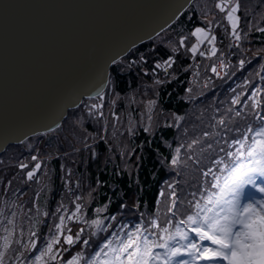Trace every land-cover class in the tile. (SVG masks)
<instances>
[{
    "label": "trees",
    "instance_id": "obj_1",
    "mask_svg": "<svg viewBox=\"0 0 264 264\" xmlns=\"http://www.w3.org/2000/svg\"><path fill=\"white\" fill-rule=\"evenodd\" d=\"M236 1L239 5L236 14L239 17L237 29L240 33V43L238 45L230 44V49L227 47L224 51L225 53L230 52L235 60L238 58L244 60L246 56L252 57L251 53L254 52L259 53V56L254 57H260V59H257L258 62L249 59L251 60L249 63H253L251 65H247L248 60H244L239 68L237 66L232 67L227 73L218 76V79L209 88L197 89L195 94L187 93L191 84L193 68V66H189V62L192 57L195 58L194 54L188 50L193 39L191 30L196 25L203 24L205 20V16L197 14L190 5L164 31L170 35L169 40H176V46H181V49L173 55L175 61L171 63V68L169 66L167 71L163 70L164 62L173 52L169 45L158 38L161 33L131 49L110 67L108 86L114 92L121 96L130 93L131 95L132 93L143 94V92L151 90L150 87H153L152 94L149 96L152 97L159 111L166 116L174 114L184 118L183 129L178 132L180 126L174 127L166 119L151 132H146L141 128L132 130L131 133L127 130L126 140L130 147L127 146V150L123 153L124 159H120L121 156L114 158L110 157L108 153L103 154L106 147L101 140L87 147L86 152L83 150L78 156L76 155L74 161L76 165L73 171L78 179L80 178L77 187L86 190V185L87 189L90 186V192L86 195L88 201L85 204L86 211L83 217L85 220L81 221L83 218L75 215L67 221V223H73V226L70 224L68 231L63 235L70 234L75 239L76 233H79V239L73 245H68L67 251L59 252V254H64L61 257L62 260L77 253H82L86 259L89 258L99 246L100 240L107 234L105 230L107 231V228L111 224L113 225L115 220L129 224L138 219L147 221L150 215L156 211V202L162 184L172 177H174L175 192L177 190V192L183 193L186 186L182 185L180 164L177 171L169 167L173 150L177 145H185L184 142H188L190 138H201L210 143L217 142L222 146L225 143L224 140L229 138L232 132H235L232 134L234 137L238 130V134H240V130L243 131V134L246 133L247 125L255 129L264 124V0ZM215 38L220 43L224 35L216 34ZM258 63L262 76L259 74L260 71L256 73L253 68V65ZM210 72L211 69L208 70V73ZM257 85H260L258 96L252 97L251 91ZM206 93L207 95H205ZM208 96L214 97L213 107L211 112L204 113L200 111L203 104L199 102ZM125 98L127 97L125 96ZM234 100L238 102L234 104ZM228 105L232 106V112L228 118L230 119L229 124L224 119L227 116L219 113L221 107ZM70 110H68L67 115ZM190 110L192 113L189 112ZM237 112L240 113L239 116L236 115ZM214 120H218V122L216 123ZM220 120H223L224 124H220ZM64 121L65 118L54 130L34 135L35 137L26 140L47 137L46 140L55 141L56 131L65 128ZM206 132L208 133L207 136L204 135ZM248 136L251 137V133H248ZM24 142L10 144L0 154V156L5 155L8 150L13 148L17 158L7 156L4 158V161H8L7 164H0V202L3 201L6 193L18 191L26 184L25 182L29 179L28 172L35 169L34 173H37L39 170L36 169L38 164L36 163L29 170L24 169L21 174L12 176L16 173V169L21 167L20 156L26 153V148L23 147ZM182 149L185 150V147ZM10 159L14 161L11 162ZM48 164L52 174L50 194H42L43 197H40L41 200L45 201L43 203L45 205H49L50 195L53 194L55 197V192L59 193L62 186L69 190V193H66L64 197H71L72 191V188L68 187V184H65V181L60 178L64 175L66 168L61 167L60 159L53 157ZM217 172H219L218 168ZM257 179L260 180V178ZM200 183L197 181V185ZM57 185L58 190H55L54 187ZM179 198L177 195V199ZM50 210V208L47 209V214ZM172 214L174 215V212ZM96 216L101 217L102 224L95 229L91 228V225L84 228L85 223ZM44 218L35 230L37 240L35 250L37 251L42 249L40 247L43 243L46 244L54 235L53 225L50 223L48 225ZM26 220L28 219L23 218L22 222ZM30 222L32 221L27 222V224L23 223L22 229L29 225L32 232L29 231L25 235L21 233L23 237L20 238V243H14V246L12 245L6 250L7 264H26L33 257L31 252L34 249L31 250L26 247L34 230ZM18 233L16 232V234ZM85 240L89 242L87 245L83 243ZM48 264H56V262L49 261Z\"/></svg>",
    "mask_w": 264,
    "mask_h": 264
},
{
    "label": "rangeland",
    "instance_id": "obj_2",
    "mask_svg": "<svg viewBox=\"0 0 264 264\" xmlns=\"http://www.w3.org/2000/svg\"><path fill=\"white\" fill-rule=\"evenodd\" d=\"M218 3L224 4V11H221L216 7ZM235 4H237L236 0H193V2L190 4V6H192L191 9H194L197 14L205 16L204 23L196 25L191 30V33H193L196 28H203L206 32H208L209 37H216V34H223L224 38H222L220 43L215 38V40L211 44L208 43L207 40H205L204 43L198 45L196 53L197 55L194 54L195 58H191L189 66H193L195 64L198 68L200 67V75H197L196 73L193 74L197 75L200 81H204L203 84H201L197 83V81L194 82L191 79L194 85L190 84L189 89H187V93L195 94L197 93V89L203 90L205 88H209L210 85L212 86L213 82L218 79V76H220L221 73L218 71H212L208 73L211 65L214 64L216 60L223 61L224 59L229 62L230 67L228 70H230L235 66L239 68L241 61L248 60L247 65H251L253 64L249 63L251 62V60L254 62V60L257 61V59H260V57H254L259 53L250 52L251 55H253L252 57L246 56L247 58L244 57V60L239 58L235 60L234 57L231 56L229 51V53H225L224 51L227 47V49H230V44L238 45L240 43V39H237L236 35L233 34L232 26L227 20V13L230 10V7ZM185 11L186 10H184V12ZM164 31L161 32L158 38L164 41L163 43L171 47V51L173 53L170 56V58L172 59L169 60L174 62L175 56L173 55L181 49V46H176V40H169L168 38L170 37V35H168V33ZM236 33L240 36L238 29H236ZM196 44L197 38L193 36V39L188 46V50L190 51L193 45ZM213 49L215 50V54H213ZM200 52H203L204 55H200ZM169 66L171 68L172 64H169ZM219 66H221L219 68H222V65ZM259 67V63L257 65H253L256 73H259ZM259 74L262 76L261 71ZM105 89L107 90L102 92L97 97L86 98L77 108H72L70 110V113L67 115V117H65V121L63 123L65 127L63 128L64 130H59L55 133V141L50 142L49 139L46 140L47 137H38L31 140H25L23 147L26 148V153L20 156L19 162L21 165L24 164L26 167L17 168L16 173L14 172L15 174H13L12 176L21 174L24 169L26 171L29 170L36 163H38L40 167L38 172L34 173L31 179H27V181L25 182L26 184L22 186L21 189H19L18 191H12L11 193L9 191V194L6 193L4 195L3 201L0 202L1 250L4 243V237H8L9 239L8 248H10L12 245L14 246V243L19 244L20 238L23 237L21 233L25 235L29 231L32 232V229L29 228V225L22 229V224H27V222L32 221L30 222V225L32 224L31 226H33L34 229L33 233H35L37 226H39V222H42V219L45 217V222H48V225L50 223V225H53L54 228V235L50 239L56 236L60 237V242L53 246L54 253L57 257L55 262L56 264H66V261L70 259L74 254H72V256L70 257L68 256L69 258L62 260L61 257H63L64 254H59V252L67 249L68 246L63 241V237L66 236L63 235V233H66V231H68L70 224L73 226V223H67V221H69V217L78 215L83 218L85 216V204L86 201H88L86 195L90 192V186H88L87 189L86 185V190L77 187V185H79L80 178L78 179L75 172L73 171V168L76 165L74 162L76 160V155L78 156V154L83 150L86 152L87 147H90L91 144L95 143L98 140H101L106 147L103 154L108 153L110 157L114 158L117 156H121L120 159H124L122 155L123 153H125V150H127V146L130 147L128 141L126 140L127 130L131 133L132 130L141 128L146 132H151L158 124H162L164 121H166V119H168V123H170L172 126H180V130L178 132L182 131L184 118L182 119L181 116H176L174 114L166 116L164 113L159 111L154 100H152V97L149 96L150 94H152L151 90H153V87H150L151 90L143 92V94L132 93L131 95L130 93L124 96H121L114 92L108 85ZM259 89L260 85L255 86L251 91V96L257 97ZM205 95H207V93ZM125 96L127 98H125ZM213 98L214 97L208 96L205 100L199 102L203 104L200 110L201 112L209 113L212 111ZM121 104L122 107L120 108ZM189 112L192 113L191 110ZM231 112L232 106L230 105L220 108L219 113L227 116L226 118L223 117L224 119H226L225 122L227 124H229L230 119L228 118ZM214 121L216 123L218 122V120ZM249 127L250 125H247V129ZM238 133H236V135L233 137L232 134H235V132H232L230 137L224 140L225 143L222 146H220V144H218L217 142L210 143L206 139L201 138H190L191 140L189 139L188 142H184L185 145H177L173 150L174 152L172 157L177 155L176 149L180 148L178 157L179 163L177 165H172L170 160L169 167L177 171L178 165L180 164L179 169L182 172L183 178L182 185L186 186V189L183 193L180 191L177 192L176 190L175 193H177L180 198L177 199V195L175 197L172 196V192L175 191V188L173 187L175 184L173 183L174 177H172L170 180H167L162 184V187L159 191V197L156 202V211L150 215L147 221L138 219L136 220V222L129 224L128 222L115 220L113 222V225L111 224L107 228V231L105 230L107 234L100 240V244L95 251L99 250L100 246L108 239H112L113 241H115L117 237H119L120 239L126 238V234L130 231H134L137 224L141 226L142 230L147 229L145 235H147L149 239H154L156 238V236H153L151 234L156 233V235L158 236L159 228H152L151 222L153 220L156 221L157 225L160 228L169 227L170 229H173L175 222L178 219H186L187 215L194 214L195 209L190 205L189 202H191V204H195L197 201L203 203L201 197L207 195L209 191H215V189L211 188V183L214 182L213 176L211 174L208 176H204L203 173L207 172L208 169L211 168L213 174H222L220 173L219 166H214L213 161L221 158H223L226 162L228 161L226 152H234L238 147V145L233 144V141L237 139H243V131L240 130V134ZM194 140L198 141V143L192 144ZM248 142H251L250 137ZM190 144H192L191 148L188 147V145ZM229 144H232L231 148H228ZM209 145H211V147H209ZM183 147H185V150L182 149ZM221 149H224V151H221ZM15 155L16 153L13 148L8 150L5 155L0 156V164H7L8 161H4V158H6L7 156L14 157ZM33 156L36 157L35 160L32 159ZM53 157H58L60 159L62 168L66 167L64 175H62V177L60 178L65 181V184H68V187L72 188V191L70 194L71 197H64L66 193H69V190L62 186L61 189H59V193L57 191L55 192V197H53V194L50 195L51 199L49 200V205H45L43 204L45 201L41 200L40 197L42 198L43 195L50 194L52 174L48 163L49 160ZM15 159H17L16 156ZM10 161L12 162L14 160L10 159ZM217 168L219 172H217ZM33 171H35V169ZM197 181H200L201 183L197 185ZM6 183H8V181H6ZM169 185H171V187H169ZM257 185L264 186L260 184V180L258 179ZM54 189L58 190V185L54 187ZM30 191L32 193H29ZM246 191L250 194L252 199L264 200V193L257 191L256 187H253L251 185L246 186ZM161 193H163V195ZM246 202H248L247 198H242V203ZM77 205L80 206L79 209H77ZM48 208H50L51 210L47 214ZM169 209H171V211H169ZM172 212H174V215L172 214ZM61 217L64 218L62 223L60 219ZM23 218H26L28 220L22 222ZM83 220H85V218L81 219V221ZM94 220L101 221V217L96 216L89 222H86L84 228L88 225H91L90 227L95 229L97 225H94L92 223V221ZM169 220L172 221L171 225L168 224ZM9 221H11V223H9ZM57 224L61 225L59 229H57L56 227ZM16 232L19 233L16 234ZM31 237L32 238L26 244V247L28 249H31V242L33 240H35L37 243L35 236ZM190 237L193 240H196L194 234L190 233ZM47 243L48 242H46V244L43 243L40 248L43 249L47 245ZM203 244L207 245L208 242L204 241ZM33 251V253L31 252L33 256L31 260L34 259L35 255L39 254V251L35 249ZM95 251L91 255H93ZM156 251H160L161 253H163V249H156ZM177 259L189 260L190 258L187 256H182L178 257ZM31 260H29V262H27L26 264H30ZM58 261H60V263H58ZM81 264H83V261L81 262ZM193 264H196V262H193ZM199 264H208V262L200 261Z\"/></svg>",
    "mask_w": 264,
    "mask_h": 264
},
{
    "label": "water",
    "instance_id": "obj_3",
    "mask_svg": "<svg viewBox=\"0 0 264 264\" xmlns=\"http://www.w3.org/2000/svg\"><path fill=\"white\" fill-rule=\"evenodd\" d=\"M191 1L0 0V152L54 130L69 109L100 95L113 63L171 25ZM115 24L125 30L111 40L107 29ZM18 41L33 53L17 55ZM94 56L100 61L92 64Z\"/></svg>",
    "mask_w": 264,
    "mask_h": 264
},
{
    "label": "snow or ice",
    "instance_id": "obj_4",
    "mask_svg": "<svg viewBox=\"0 0 264 264\" xmlns=\"http://www.w3.org/2000/svg\"><path fill=\"white\" fill-rule=\"evenodd\" d=\"M216 7L221 11L225 10L223 3H218ZM238 7V4L232 5L227 13V20L237 39H239L236 33L239 21L236 15ZM192 35L197 38V44L190 49L193 54H196L198 45L205 40L210 44L215 40V37H209L203 28H196ZM200 55L204 53L200 52ZM212 71L215 72L216 69L213 68ZM237 102L233 101L234 104ZM236 115L239 116L240 113L237 112ZM219 123L224 124V121L220 120ZM248 133H251L250 143ZM204 135L207 136L208 133ZM196 143H198L196 140L192 142ZM192 144L188 147L191 148ZM233 144L238 147L234 152H226L227 162L223 158L213 161L214 166H219L221 175L213 174L211 168L203 173L204 176L210 174L213 176L211 188L215 191H209L207 195L202 196L203 203L189 202L195 209L194 214L187 215L186 219H178L173 229L160 228L153 220L152 228H159L158 236L156 233L151 234L156 236L154 239H149L145 235L147 229L142 230L137 224L134 231L126 234V238L117 237L115 241L108 239L89 258L86 259L82 253H77L68 259L66 264H81L82 261L83 264H193V262L199 264L200 261L208 264H264V200H254L246 191V186L251 185L264 193V186L257 185V178H260V184L264 185V124L255 129L249 127L243 139L234 140ZM231 147L232 144H229L228 148ZM176 153L177 155L171 159L172 165L179 163L180 148L176 149ZM32 159L35 160L36 157L33 156ZM39 167L37 164L36 169ZM27 175L31 179L34 171L28 172ZM172 196H176L175 191L172 192ZM242 198H247L248 202L242 203ZM76 207L79 209L80 206ZM60 219L62 223L64 218ZM92 223L99 226L102 221L94 220ZM168 224L171 225L172 221L169 220ZM56 227L59 229L61 225L57 224ZM190 233L194 234L196 240L190 237ZM32 235L35 236V233ZM3 239L0 264H7L5 256L9 239L8 237ZM78 239L79 233H76L75 239L72 235L63 237L64 243L69 246ZM204 241L208 244L204 245ZM59 242V236L50 239L30 264H48L49 261H55L57 257L53 246ZM83 243L87 245L89 242L85 240ZM35 248L36 241L33 240L31 249ZM156 249H163V253ZM182 256L190 259H177Z\"/></svg>",
    "mask_w": 264,
    "mask_h": 264
},
{
    "label": "bare ground",
    "instance_id": "obj_5",
    "mask_svg": "<svg viewBox=\"0 0 264 264\" xmlns=\"http://www.w3.org/2000/svg\"><path fill=\"white\" fill-rule=\"evenodd\" d=\"M192 2H193V0L191 1V3H192ZM221 2H222V1H221ZM191 3H190V4H191ZM190 4H189V5H190ZM189 5H188V6H189ZM106 7H108V6H106ZM106 7H103V9L106 8ZM187 8H188V7H187ZM187 8H186V9H187ZM103 9H102V10H103ZM186 9H185V10H186ZM93 10H94V11H97V8H93ZM102 10H101V11H102ZM218 13H219V12H218ZM223 15H224V14H223ZM219 16H220V15H219ZM223 18H224V17H223ZM176 20H177V19H176ZM176 20H175V21H176ZM175 21H173L172 24H173ZM212 22H213V21H212ZM214 22H215V21H214ZM125 24H126V23H125ZM125 24H115V25H113V26H110V27L107 29V31H110V33H109L108 35L110 36V39H111V40H112V39H116V38H118V36H119L120 34H122V32L125 30ZM136 26H137L136 23H133V24L129 25L130 28H134V27H136ZM169 26H170V25H169ZM169 26H168V27H169ZM168 27H167V28H168ZM221 27H222V26H221ZM167 28H165L164 30H166ZM215 29H216V28H215ZM164 30H162L161 32H163ZM161 32H159V33H161ZM159 33H158V34H159ZM158 34H155V35L152 36L151 38L155 37V36L158 35ZM29 35H30V34H29ZM151 38H148V39L144 40L143 42H145V41H147V40H149V39H151ZM143 42H142V43H143ZM140 44H141V43H140ZM137 46H138V45H137ZM16 47H17V50H15V53H16L17 55H24V57H25V56L30 55V54L33 53V51L30 49V44H27L25 41H22V42L18 41V42L16 43ZM106 54H107V53H106ZM123 56H124V55H123ZM123 56H122V57H123ZM7 57H9V58L11 57L9 53H8V56H7ZM120 58H121V57H120ZM120 58H119V59H120ZM119 59H118V60H119ZM98 61H100V58H99V57L96 58V57L94 56V57H92V59H91L90 62H92V64H93V63L98 62ZM116 61H117V60H116ZM166 63L171 64L172 61H171V60H168ZM199 68H200V67H199ZM190 72H191V71H190ZM200 72H201V71H200ZM104 91H105V90H104ZM104 91H103V92H104ZM83 100H84V99H83ZM83 100H82V101H83ZM81 103H82V102H81ZM81 103H80V104H81ZM80 104H79V105H80ZM79 105H78V106H79ZM76 107H77V106H76ZM67 112H68V111H67ZM66 115H67V113H66ZM65 117H66V116H65ZM65 117H64V118H65ZM61 122H62V121H61ZM59 125H60V124H59ZM59 125H58V126H59ZM47 132H48V131H47ZM44 133H45V132H44ZM40 134H41V133H40ZM22 142H23V141H22ZM11 144H16V143H11ZM8 145H10V144H8ZM8 145H7V146H8ZM7 146H6V147H7ZM6 147H5V149H6ZM5 149H4V150H5ZM4 150H2V151L0 152V154H1Z\"/></svg>",
    "mask_w": 264,
    "mask_h": 264
},
{
    "label": "built area",
    "instance_id": "obj_6",
    "mask_svg": "<svg viewBox=\"0 0 264 264\" xmlns=\"http://www.w3.org/2000/svg\"><path fill=\"white\" fill-rule=\"evenodd\" d=\"M169 59H172V58H168L166 61H165V63H164V70L165 71H167L168 70V68H169V64L168 63H166ZM219 65H222V68H219V67H221V66H219ZM229 67H230V65H229V62H227L226 60H224L223 59V61L222 60H216L215 62H214V64H212L211 65V72H212V69L213 68H215L216 69V71H218V72H221L220 73V75H222V74H225V73H227L228 72V69H229ZM193 73H196L197 75H200V70H199V68L197 67V65H193V68H192V75H191V79L195 82V81H197V83H201V84H203V81H200L199 80V78L197 77V75H194ZM217 73V72H216ZM219 74V73H218ZM197 78H198V80H197ZM190 79V83L191 84H193V82H192V80Z\"/></svg>",
    "mask_w": 264,
    "mask_h": 264
}]
</instances>
